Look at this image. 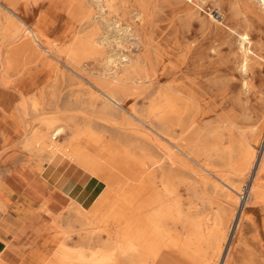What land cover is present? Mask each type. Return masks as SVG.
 <instances>
[{
	"label": "rangeland",
	"instance_id": "obj_1",
	"mask_svg": "<svg viewBox=\"0 0 264 264\" xmlns=\"http://www.w3.org/2000/svg\"><path fill=\"white\" fill-rule=\"evenodd\" d=\"M191 6L197 10L194 18L183 10ZM225 9V0H41L38 3L36 9L31 12V17L27 18V23L43 33L44 40L40 47L37 46L36 50L24 48L20 54L24 64L18 66L17 72H10L5 82L4 66L0 64V181L6 176L4 185L10 193L6 207L0 204L4 208L0 209V215L17 217L22 222L39 218L44 225L35 233V238L27 243L28 248L22 253L20 262L8 263L0 257V264H24L35 254L47 255L51 249L47 238L51 237L55 242L64 240L67 248L71 250L68 253V264H126L122 252L119 249L113 250L112 243L107 238L108 230L104 220L89 222L86 215L75 213L70 202L58 211L53 210L51 214L48 212L44 215L38 209L39 204H32L22 197V192L32 181L45 183L49 173L48 168L45 169L49 162L44 158L45 154L23 149V136L30 134L43 119L56 115L58 121L55 126L64 129V138H59V142L63 143L71 136L69 126L81 120L82 112L90 117L93 114L94 117H101L100 101L96 100L95 104H92L94 90L85 80L94 81L102 74H113L116 68L125 62V57L141 54L144 44L149 58L147 72L154 84L145 94L122 96L124 106L127 110L152 120V112L149 111L155 104L153 96L158 82L164 81V78L165 81L174 77L192 78L200 86L199 93L203 96L199 102H195L196 108H189V115L181 118H186L182 127L172 123L170 128L175 137L184 133L195 143L200 163L179 152L175 155L163 151L161 143L164 141L157 136L155 137L158 140H153L149 148V145L144 144L141 135L130 134L126 128H119L117 118L118 121L108 117L104 138L110 139L111 142L118 139L136 153L141 149L153 153L157 177L163 184L164 191L161 194L159 214L154 226L149 230V233L154 232L156 261L148 264H203L205 258H208V264H215L211 260L215 258L210 257H213V250H219V259L230 242L233 216L239 208L238 192L248 186L252 172L250 164L245 177L238 176L235 159L243 153L244 147L235 140L238 139L240 130H243L245 138L251 141L250 146L253 147L254 157L257 159L261 145L255 143L254 139L264 134V19L228 13L223 17V24H220L210 16H216V10L223 12ZM17 20L22 23V19ZM224 24L238 32H247L251 48L262 55L259 63L249 67L245 74L240 70V39ZM133 25L141 33L143 43L137 39ZM130 31L134 33L131 32L133 38ZM87 38L93 39L96 45L89 55L81 57L77 66L85 80L74 74L69 75L68 71L69 74L57 71L55 65L62 69L65 67L50 55L49 46H55L59 52L56 54L61 56L69 46L73 47L81 39ZM37 51L47 55V60L52 63L41 67L37 63ZM141 71L143 69L139 72ZM38 72L42 76L45 75L44 80L41 81L36 76ZM223 78L227 82L229 79L228 85ZM243 80L247 85H244ZM26 85L30 95L42 87V98L35 106L26 100L20 119L14 111V106L21 102L18 91H23ZM77 90L79 91L76 92ZM224 112L233 117L238 127H232L229 131L224 129L225 122L221 117ZM122 113L128 116L123 110ZM144 131L149 132L142 126L139 133ZM88 137L93 139L97 146L103 142V138L94 132ZM69 142L78 141L69 140L67 143ZM111 149L119 150L133 160L122 169L112 167L116 179L110 185L114 186L120 180L121 189L118 192L123 194L129 187L126 182L135 183L130 178L137 177L144 170L143 164L137 157L127 154L120 145H112L108 151ZM228 149L232 152L230 160L227 159ZM61 154L67 157L63 149ZM91 161L93 168L99 167L98 161L93 158ZM201 165L208 167L209 172ZM216 176L221 180L227 179L239 184L237 194L229 192ZM101 182L100 188L103 190L106 184ZM258 182L264 187V172L259 176ZM228 192L231 197L227 195ZM246 201L244 206L246 205L252 221L245 222L242 226V242L240 241L239 252L235 255L233 264H264V199L256 202L248 199ZM107 211L108 208L101 210L102 213ZM121 211L124 217L127 208L122 206ZM109 225L113 226L112 223ZM232 242H238V238H233ZM0 256H3V252H0Z\"/></svg>",
	"mask_w": 264,
	"mask_h": 264
},
{
	"label": "bare ground",
	"instance_id": "obj_2",
	"mask_svg": "<svg viewBox=\"0 0 264 264\" xmlns=\"http://www.w3.org/2000/svg\"><path fill=\"white\" fill-rule=\"evenodd\" d=\"M40 1L41 0H0V18H1V21H0V64L4 66V71H3L4 77H5L4 82L6 81V78H8L7 76L10 72L11 73L17 72L18 66L24 64V62L22 63L21 61L22 58L20 57L21 51H23L24 48L26 47L30 48V50L31 49L36 50V47L41 45V42L44 40L43 33L40 30H38L36 27L30 26L27 23V18L31 17V12H33L36 9ZM113 8L115 9V7ZM225 8L226 9L223 12L216 10L215 11L217 13L216 16L210 15L212 19L217 21L220 24H223V17L225 15H228V13H234V14L240 13L248 17L250 16V17H258V18L264 19V2H259L258 0H225ZM183 10H185L186 13H188L191 18H194V14L197 11L194 8V6H191L189 8H184ZM133 11L135 12V10ZM17 18L22 19V23L18 21ZM134 25H133V29L135 31V35L137 36V39L139 40V42L143 43L141 33L139 32L138 28L135 27ZM126 26L128 25L126 24ZM226 28L230 30L232 33L236 34L238 38L240 39L239 41L240 45L238 44L240 46L239 51H240V57H241L240 70H242L245 74L246 70H248L249 67L254 66L255 64L259 63V58H261L262 55H260L259 52L257 53L256 50L251 48L252 46H251V42L249 40V36L247 32L245 31L238 32L232 27L227 26V25H226ZM127 30H128V27H127ZM131 32L133 33V31L129 32L130 36L133 38V36L131 35ZM129 33H126V34H129ZM183 34H184V30H183ZM238 38L237 40H239ZM234 39H236V37H234ZM136 44L138 45V43ZM95 45L96 43L93 39H89V38L81 39L77 45L73 47L69 46L61 56H58L56 54V52L58 51L55 49V46H49L50 55L56 58L65 67V69H62L60 66L55 65V64H52V65H55L56 70L60 71L61 74L67 73L68 71L70 72V74L69 73L67 74L69 75L74 74V75L79 76L81 79L85 80L83 75L78 71L77 66L79 64V60H81V57L89 55L91 53L92 48L95 47ZM211 51H213V49ZM37 55H38L37 63H39L41 67L49 65V63L50 64L52 63L47 60V55L42 54L41 51H37ZM42 57L43 59H41ZM205 58H207V55L205 56ZM46 60L48 61V63L46 62ZM148 63H149V58L147 55L146 45L144 44L143 51H141V54L137 53L135 57H131L130 55L125 57V62L122 65H120L118 68H116L113 74H102L100 78L94 81L86 79L85 81L94 90L92 93L93 99L91 100V102L94 105L96 100L100 101V108H101L100 112H102V116L94 117V114H93L92 117H90V115L86 114L85 112H82L83 114L81 116V120L79 122L73 123L72 125L70 124L71 126H69L70 127L69 129L71 131V136L68 137L65 142L63 143L59 142V138L63 137L65 133H64L63 127L55 126V123L58 121V116L56 115H51L43 119L39 123V125L30 132V134L28 135L24 134L23 136L24 137V147H25L23 149H26L28 151H36L37 153H40V154H45L44 158L48 161H52L55 157L64 156L61 154V151L69 140L79 141L82 137L88 136L91 132H94L103 138V142L99 145V149H97L95 152V155L98 158L100 159L103 158V156L106 154L108 149L112 147V145L116 144V145H120V147L127 154L133 155L142 161L144 170L141 173H139L138 176L135 178L128 177L130 179H133L135 183L130 184V181H129V184H128V182H126L127 186H129L126 193L122 194L118 192L121 189V183H119L120 180L117 181L114 186H111L110 184L113 181V179L104 181L102 178L97 177L99 180L105 182L106 187L102 190V192L99 194V196L96 198V200L92 203V205L89 208H83L80 205L74 203L73 201H70L71 206L74 209L75 213L78 215L79 214L86 215L89 218V222H91L92 220H95L97 222L100 220H104V222L106 223L105 228H107L108 230L107 238L112 243V246H113L112 248L114 251H117L119 249V251L122 252V254L124 255V262L126 264H148L149 262L156 261L157 254H156V250L154 249L155 247L153 244L154 232L151 231L149 233V230L154 226L155 221H156V216L159 214V208H160L159 206H160L161 198H162L161 194H162V191H164V187L161 181L158 180L157 172H156L157 170L155 169L156 168L155 159L153 158L152 152L146 149H141L138 153H136L134 150L131 149L129 145L121 143V141L118 139L111 142L110 139L104 138V132H106L108 128V124H107L109 122L108 119L109 118H113L114 120L119 119V121L117 120L118 121L117 124H119V128H126V130L130 134L134 133V135H141L144 139V142H145L144 144L146 146L149 145L150 146L149 148H151L150 143L153 140H158L155 137L157 136L164 141V143H161L163 151L167 152L168 154L170 153V154H175V155H176V152H179L180 154H183L184 156L200 163L199 158H198V153H197L198 148L195 145V143L189 140L188 136H186L184 133L180 135L179 137H175L173 133H171L172 130L170 128L172 123H176L182 127L183 126L182 124H185L184 119L186 118H184L183 120L181 118H183V116L186 117V115L188 116L189 108H196L195 102H199V100L202 98L203 95L199 93L200 86H198L196 81L188 77H186V79L180 78V77H174L166 81L164 78V81L162 82L160 81V83L157 81L158 85L154 89L155 94L153 96V99L155 100V104H154V107L149 111V112H152L151 114L153 116L152 120H148L144 116L135 114L133 113V111L127 110V108L124 106V103L122 101V96L141 95V94L147 93L149 91V88L152 89V84L154 83H152V80L150 79L151 75L149 74V72H147ZM140 69H143L144 72L143 71H141L142 73L139 72ZM37 74H39V76ZM230 75L232 76V73H230ZM36 76L41 81L45 79V75L42 76L40 72L36 73ZM228 82H229V79H228ZM228 82H227V85H228ZM243 83L244 85H247L246 81H244ZM223 85L225 84L223 83ZM42 91H43V88L41 87V88L36 89L30 95V90L27 85L23 89V91L21 90L18 91L19 96L21 97V100H20L21 102L18 105L14 106V111L18 115L19 118L21 117V114L25 110V101L28 100L32 105L35 106V104L42 98ZM78 91L79 90H77L76 92ZM122 110L125 113H127L128 116H131V117H128L124 113H122ZM147 113L148 112H146V114ZM221 117H223V121L225 122L223 123L224 129H227L229 131L230 129H232V127H238L233 121L232 116H228L225 113ZM142 126L148 129L150 133L147 131H144V132H141L140 134L139 132L142 130ZM249 130H252V129L249 128ZM230 135H231V132H230ZM249 136H251V134ZM235 141L240 142L242 146L244 147L243 153L237 159H235V164H236L235 169L237 171L238 176L240 178L245 177L250 164L252 168L251 175L248 173L250 175V178H249L250 180H248L249 184H248L247 199L249 201H255V202L260 201L264 199V187L263 185L261 186L260 183L258 182L259 176L263 174L264 172V134H262L260 137L257 136L254 139L255 143H257L258 145H261V150L259 152V156L257 157V159H255L254 157V152H253L254 150H252L253 147L250 146L251 141L248 138H245V132L243 130H240L239 137ZM228 151H229V155L227 159L230 160L232 156V152L230 153V149H228ZM40 158H43V157H40ZM201 166L206 171L209 172L208 167H206L205 165H201ZM92 175L95 176L94 174ZM216 177L219 179L218 176ZM219 180L222 181V183L229 190V192H234L237 194V187L239 184L235 183L234 181H229L227 179L225 180L219 179ZM229 192L227 193V195L231 197V194ZM238 195H239V192H238ZM238 204H239V201L237 202V205ZM122 206H125L127 208V212L126 213L124 212V217L122 216V211H121ZM107 208L109 209V211L103 212V213L101 212L102 209H107ZM0 209L3 210L4 208L0 205ZM38 209L42 211L44 215L48 212H50L51 214V212L53 211V207H52V202L50 201V197H48L45 201L39 204ZM251 221H252V217L249 216L246 210V205L245 206L243 205L242 207H240V209L237 212H235L233 216V222H232L233 230H232V233L230 234V242L228 243L224 253L218 259L217 256L219 254V250L217 251L213 250L214 251L212 253L213 257H210V259L215 258V259H211L214 261L215 264L235 263L234 258H235V255H237V253L239 252V248H240L239 245H241L240 241L242 242V236H241L242 226L244 225L245 222H251ZM110 223H112L113 226L109 227ZM233 238H236V239L238 238V242L233 243L232 242ZM54 240H52V237L47 238V242L51 246V249L47 255L44 254L45 255L44 256V255L35 254L32 256V258H29L28 261H26V263L24 264H30V263H33V264H68L69 263L68 253L71 250L67 248V245L65 244L64 240L62 241L56 240V242ZM0 257L4 259L3 256H0ZM208 262H209L208 258L207 259L205 258V260L203 261V264H208ZM180 264H184V263H180Z\"/></svg>",
	"mask_w": 264,
	"mask_h": 264
},
{
	"label": "crops",
	"instance_id": "obj_3",
	"mask_svg": "<svg viewBox=\"0 0 264 264\" xmlns=\"http://www.w3.org/2000/svg\"><path fill=\"white\" fill-rule=\"evenodd\" d=\"M97 149L99 146L88 136H84L78 142L67 143L63 152L74 162L64 156L49 161L45 166V169L49 170L45 183L32 181L22 192V197L32 204H41L50 197L54 211H58L70 201L83 208H89L102 192L100 188L102 182L97 177L104 181L115 180L112 167L122 169L129 162H133L116 149L109 150L100 159L95 155ZM91 158L99 162V167L93 168ZM5 177L0 181V204L4 207L10 194L4 185ZM38 219H34L35 222L32 219L21 222L17 217L0 215V252H3L5 262L21 261L22 253L28 248L27 243L35 238V233L44 225L43 221Z\"/></svg>",
	"mask_w": 264,
	"mask_h": 264
},
{
	"label": "built area",
	"instance_id": "obj_4",
	"mask_svg": "<svg viewBox=\"0 0 264 264\" xmlns=\"http://www.w3.org/2000/svg\"><path fill=\"white\" fill-rule=\"evenodd\" d=\"M259 2H264V0H258ZM247 194H248V186H245L239 193V204H238V210L240 209V207H242L246 200H247Z\"/></svg>",
	"mask_w": 264,
	"mask_h": 264
}]
</instances>
